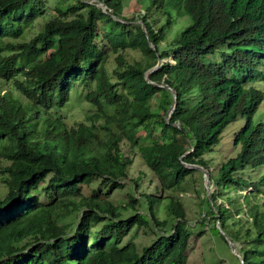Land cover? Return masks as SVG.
Here are the masks:
<instances>
[{"label":"trees","instance_id":"obj_1","mask_svg":"<svg viewBox=\"0 0 264 264\" xmlns=\"http://www.w3.org/2000/svg\"><path fill=\"white\" fill-rule=\"evenodd\" d=\"M121 1L0 0V264H185L193 230L181 192L203 174L185 164L208 173L203 194L192 188L198 224L218 221L224 244L225 234L238 245L235 264H264V172L255 182L240 176L264 166V117L253 119L264 93L251 74L264 59V0H136L133 17ZM174 17L186 24L166 39ZM100 37L112 53L137 50L143 60L117 53L112 80ZM71 92L93 111L67 124ZM236 118L237 156L213 171L204 156ZM135 154L151 193L139 190L144 173L128 176ZM98 178L111 189L127 179L139 194L123 205L101 198L98 185L83 195ZM140 226L154 233L150 243H122Z\"/></svg>","mask_w":264,"mask_h":264},{"label":"rangeland","instance_id":"obj_2","mask_svg":"<svg viewBox=\"0 0 264 264\" xmlns=\"http://www.w3.org/2000/svg\"><path fill=\"white\" fill-rule=\"evenodd\" d=\"M94 0H86L87 3H90ZM136 0H122V9H123V15L125 17H133L138 12L142 11V8H138V4L135 3ZM48 14H52V9L48 6L46 11ZM45 17H39L37 18L32 28L28 31V37H31L35 32H37ZM185 18L184 17H174V22L172 25L168 26V30H166V39H171L175 36V34L183 28ZM100 32V30H99ZM99 47H103L107 49L108 53V60L106 61V69L108 74L110 75V78L112 80H115L114 75L112 74V69L115 66V56L117 53H119L124 60L131 61V60H143L141 53L137 50H129V49H123L119 50L117 53H112L111 49L107 46V43L103 37H100L98 40ZM148 60V57H146ZM162 61H171V56L160 59V63ZM155 65V64H154ZM159 67V66H158ZM157 67V68H158ZM156 68V69H157ZM260 74L258 69L255 67L253 69V74L255 76V80L259 79V81L254 82V86L259 88L264 93V59L261 62V65L259 66ZM149 72L152 71V68L148 70ZM252 80V79H251ZM250 80V81H251ZM253 83V82H252ZM64 114L66 116L67 124H72L74 121H79L83 118V116L86 113H89L93 111V107L89 106V104L83 100L80 95L71 92L70 101L67 103V105L64 107ZM264 102L261 103L256 110L253 119L263 121L264 117ZM242 125V119L236 118L234 121L229 123L223 130L220 135V139L218 144L212 149V152L206 153L204 158L211 164V169L215 171L217 165L223 160L227 158H236L238 153V146H234L232 144V138L234 133L237 131V129ZM124 142V141H123ZM120 143V147L123 149V151L127 150V146L125 144ZM3 163V162H2ZM139 172L144 173V176L140 179L139 190H142L147 193L153 192V182L151 181L152 177L148 170L143 166V164L140 163V159L137 154L133 157V163L130 168H128L127 173L128 176H135ZM264 172V166L261 167L259 170H253V169H241L240 176L243 179L249 178L251 182H255V180L258 178L260 173ZM150 180V181H149ZM204 183L203 177L201 172H193L191 175V180L184 184L183 191L181 192L182 200L185 205L184 209L187 214L188 221L190 222V226L192 227V233L188 241L187 248L185 250L186 254V262L185 264H235V256H237V252L235 248H238L237 243H232L230 247H228L227 239L226 240L227 246L224 244L223 239L220 237L218 233H221L219 231L220 227L217 225L218 221H213V217H208V220L201 221L199 225L196 221L195 215L197 214L195 205L198 201L197 194L195 195L193 193V189H197V191L201 194L204 193L205 190H203L202 184ZM100 184V185H99ZM44 184H40L38 187L43 186ZM98 185L99 190V196L101 198H105L109 202H111L113 205H123L127 203L129 195L137 197L139 194V191H136L132 188V186L127 182V179H125L123 186L119 189H111L110 186L105 185L103 181H101L100 178L92 181L89 185H82L81 186V193L83 195H89L91 194V190L93 188H96ZM212 188H208V190H211ZM5 185L2 183L0 179V197H3L5 195ZM249 187L245 188L244 190H240V194H244L245 192L249 191ZM234 190L228 191L229 195L234 194ZM206 193V192H205ZM37 195L40 200H44L43 194L41 192H37ZM257 197L259 198V201H262L264 198V192L261 191L257 194ZM191 198V200L189 199ZM235 198L240 201L241 195H235ZM224 205H226V201H222ZM196 213V214H195ZM129 215L128 212H124L123 216ZM159 217H163V211L160 210L158 213ZM202 215V212L200 214V217ZM74 214L72 213L67 219L71 220L73 219ZM207 217V216H206ZM197 223V224H196ZM212 223V224H211ZM214 223V228L217 230L218 233H216L212 226ZM195 224V225H194ZM211 227V228H210ZM221 230V229H220ZM223 232V231H222ZM222 234V233H221ZM154 238V233L149 229L148 226L145 227H136L130 231V233L122 239V243H129L132 242L135 244V247L137 250H140L142 246L147 245L152 241ZM234 244L235 247L232 246ZM232 251H231V249ZM230 252V253H229ZM239 258V263H241V258L239 255L237 256Z\"/></svg>","mask_w":264,"mask_h":264},{"label":"water","instance_id":"obj_3","mask_svg":"<svg viewBox=\"0 0 264 264\" xmlns=\"http://www.w3.org/2000/svg\"><path fill=\"white\" fill-rule=\"evenodd\" d=\"M94 1H96V0H94ZM98 6L100 7V9L102 10V12H107V10H106V7L99 1L98 3ZM141 27H143L142 25H141ZM160 65V58H158L157 57V60H156V63H155V65L152 67V70H155L158 66ZM174 99H175V93L174 92H172V101H171V103H170V105H169V107L167 108V110H166V113L168 114V113H170V111H171V109L173 108V106H174ZM186 153V152H185ZM187 167H189V168H191V167H193V168H196V169H198V170H200V171H202V176H203V180H204V187L206 188V190H207V187H208V173H207V171H205L201 166H198V165H189V164H185ZM219 231L223 234V232L219 229ZM224 237L227 239V244H228V246L230 247V245H231V240L228 238V236L227 235H225L224 234ZM231 249V248H230ZM231 251H232V249H231ZM233 252V251H232ZM238 256V255H237Z\"/></svg>","mask_w":264,"mask_h":264}]
</instances>
